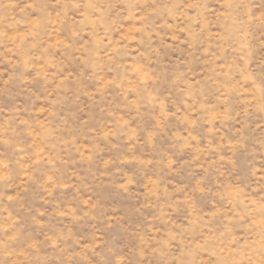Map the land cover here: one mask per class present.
I'll return each instance as SVG.
<instances>
[{
    "label": "rangeland",
    "instance_id": "rangeland-1",
    "mask_svg": "<svg viewBox=\"0 0 264 264\" xmlns=\"http://www.w3.org/2000/svg\"><path fill=\"white\" fill-rule=\"evenodd\" d=\"M0 264H264V0H0Z\"/></svg>",
    "mask_w": 264,
    "mask_h": 264
}]
</instances>
